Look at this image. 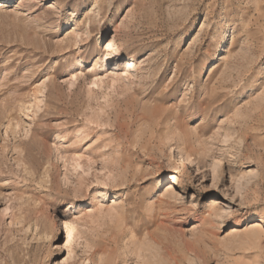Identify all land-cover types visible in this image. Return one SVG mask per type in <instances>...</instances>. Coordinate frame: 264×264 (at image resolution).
<instances>
[{"label": "rangeland", "instance_id": "rangeland-1", "mask_svg": "<svg viewBox=\"0 0 264 264\" xmlns=\"http://www.w3.org/2000/svg\"><path fill=\"white\" fill-rule=\"evenodd\" d=\"M0 264H264V0L0 5Z\"/></svg>", "mask_w": 264, "mask_h": 264}, {"label": "bare ground", "instance_id": "bare-ground-1", "mask_svg": "<svg viewBox=\"0 0 264 264\" xmlns=\"http://www.w3.org/2000/svg\"><path fill=\"white\" fill-rule=\"evenodd\" d=\"M0 2H2L0 5H1V7H4L5 5H7V4H10L11 2H12V0H0ZM175 172H177V174H179L180 173V171H177V169H175ZM66 225V224H65ZM64 225V226H65Z\"/></svg>", "mask_w": 264, "mask_h": 264}]
</instances>
